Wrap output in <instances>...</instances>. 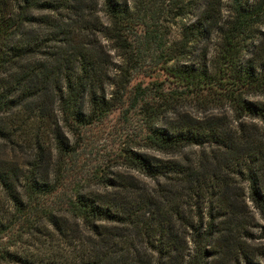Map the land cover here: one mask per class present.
Returning a JSON list of instances; mask_svg holds the SVG:
<instances>
[{
  "label": "trees",
  "instance_id": "obj_1",
  "mask_svg": "<svg viewBox=\"0 0 264 264\" xmlns=\"http://www.w3.org/2000/svg\"><path fill=\"white\" fill-rule=\"evenodd\" d=\"M127 101L125 170L71 180ZM0 264H264V0H0Z\"/></svg>",
  "mask_w": 264,
  "mask_h": 264
},
{
  "label": "rangeland",
  "instance_id": "obj_2",
  "mask_svg": "<svg viewBox=\"0 0 264 264\" xmlns=\"http://www.w3.org/2000/svg\"><path fill=\"white\" fill-rule=\"evenodd\" d=\"M163 23L171 26L173 34H179V17ZM156 81H162L167 89L173 86L161 69L152 72L147 69L136 74L130 90H133L138 83L151 86ZM128 107L127 101L122 108L115 109L101 121L83 129L81 137L76 141L79 144L78 152L71 158L73 168L71 180L84 182L98 173L125 170L122 164L124 150L131 146L141 147L145 135L144 118L139 113V109L127 110ZM151 153L160 158H169V155L157 151ZM133 173L140 179L150 182L138 172Z\"/></svg>",
  "mask_w": 264,
  "mask_h": 264
}]
</instances>
